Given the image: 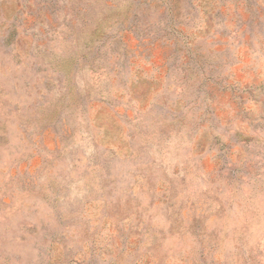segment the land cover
<instances>
[{"label":"rangeland","instance_id":"obj_1","mask_svg":"<svg viewBox=\"0 0 264 264\" xmlns=\"http://www.w3.org/2000/svg\"><path fill=\"white\" fill-rule=\"evenodd\" d=\"M0 264H264V0H0Z\"/></svg>","mask_w":264,"mask_h":264}]
</instances>
